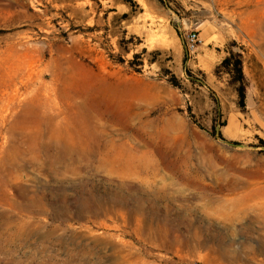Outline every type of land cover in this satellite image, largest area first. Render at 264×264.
I'll return each instance as SVG.
<instances>
[{
	"label": "rangeland",
	"instance_id": "rangeland-1",
	"mask_svg": "<svg viewBox=\"0 0 264 264\" xmlns=\"http://www.w3.org/2000/svg\"><path fill=\"white\" fill-rule=\"evenodd\" d=\"M13 90L0 264H264V0H0ZM69 104L99 148L38 135Z\"/></svg>",
	"mask_w": 264,
	"mask_h": 264
},
{
	"label": "bare ground",
	"instance_id": "bare-ground-1",
	"mask_svg": "<svg viewBox=\"0 0 264 264\" xmlns=\"http://www.w3.org/2000/svg\"><path fill=\"white\" fill-rule=\"evenodd\" d=\"M6 96L7 97L5 99L7 100H5L4 98L0 99V120L5 119L6 117L5 113H7V111L9 110V105L14 103L18 99V90H13V92L10 94L6 93ZM54 107L55 106H51L50 103L44 104V108L51 109ZM73 108L74 107L71 104H69L67 105L64 111L60 110L58 113L54 114V116L49 118L48 122H44V119L43 121L38 120L36 122L38 135L40 137L43 134H45V131L41 126L43 124L47 125L46 133H48L49 137L52 140H54V142L56 143L55 147L58 149L59 156L63 155L65 151L66 152L70 151L73 148L72 142H76L77 140H79L85 135L89 136L90 141L94 145V149H97L101 146V140L97 137V134L93 130H89V127H83L77 120L76 116H74V114L71 113V110ZM89 108L91 110L96 108L97 110H94L93 113L94 114L96 113L98 116H100V114L102 113H104L105 115H109V112L107 110H99L100 106H97V107L90 106ZM38 111L39 110H34L33 113L38 114ZM77 111H78V114L80 113V115H85L87 118H89V120L95 118V116H92L93 114L91 112L87 114L82 112L83 111L82 106L76 107V112ZM60 117H62V120L61 121L57 120V118H60ZM103 133H105V130L102 131V134ZM239 217H240L239 213H235L232 219L237 220ZM256 222L258 225H260V228L257 227L256 230L252 229L251 232H256L259 236H262L263 235L262 232L264 233V212L260 218L256 219ZM260 251L261 253H264V248L263 249L261 248Z\"/></svg>",
	"mask_w": 264,
	"mask_h": 264
},
{
	"label": "trees",
	"instance_id": "trees-1",
	"mask_svg": "<svg viewBox=\"0 0 264 264\" xmlns=\"http://www.w3.org/2000/svg\"><path fill=\"white\" fill-rule=\"evenodd\" d=\"M235 65H236V68L238 69V73L240 74V78H241L240 81H242L243 80V74H242V70L240 68L241 63L239 61H237ZM239 96H240V99H241L242 104L244 105L245 104V99H246V94H245V88H244L243 85L239 89ZM212 135L213 136H217L218 133H213ZM233 144L234 145H239L238 143H233Z\"/></svg>",
	"mask_w": 264,
	"mask_h": 264
},
{
	"label": "built area",
	"instance_id": "built-area-1",
	"mask_svg": "<svg viewBox=\"0 0 264 264\" xmlns=\"http://www.w3.org/2000/svg\"><path fill=\"white\" fill-rule=\"evenodd\" d=\"M198 42H199V36L196 32H193L188 35L187 47L189 50H195Z\"/></svg>",
	"mask_w": 264,
	"mask_h": 264
}]
</instances>
